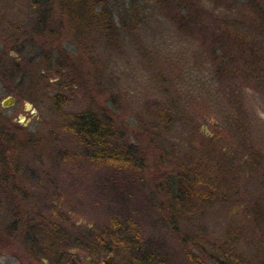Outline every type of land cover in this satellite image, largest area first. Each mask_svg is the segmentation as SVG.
I'll return each instance as SVG.
<instances>
[{
	"label": "rangeland",
	"instance_id": "rangeland-1",
	"mask_svg": "<svg viewBox=\"0 0 264 264\" xmlns=\"http://www.w3.org/2000/svg\"><path fill=\"white\" fill-rule=\"evenodd\" d=\"M45 4L50 30L41 32L36 24L45 15L38 17L29 0H0V155L7 170L0 171L25 190L22 196L0 184V264H102L109 254L112 264H229L225 253L264 264V89L251 84L243 87L245 98L230 95L245 113L229 112L227 95L211 85L214 70L200 40L178 32L163 16L127 33L116 19L119 35L99 41L94 33L69 31L58 0ZM48 52L67 71L59 64V75L41 71ZM73 66L83 82L69 92L55 90L58 77L71 75ZM56 91L68 100L63 113L91 104L106 110L117 136L143 158L141 168L91 160L88 146L50 110ZM7 98L14 104L3 108ZM169 102L178 113L164 146L146 135L143 122L157 110L167 113ZM171 144L178 155L193 149L213 160V174L220 169L225 179L223 205H188L184 196L180 212L186 218L171 215V204L181 203L166 180L178 172ZM5 210L11 215L2 225ZM47 220L68 236L57 261L29 243V230L43 229ZM115 226L133 229L140 249L127 247L117 256L96 249V239L104 241ZM228 231L235 234L229 243L234 248L226 242Z\"/></svg>",
	"mask_w": 264,
	"mask_h": 264
},
{
	"label": "trees",
	"instance_id": "trees-1",
	"mask_svg": "<svg viewBox=\"0 0 264 264\" xmlns=\"http://www.w3.org/2000/svg\"><path fill=\"white\" fill-rule=\"evenodd\" d=\"M46 2L47 0H29L31 10L38 17L39 14L45 15L39 17L36 24L37 31L40 30L41 32L50 28L51 17L42 10ZM58 2L61 15L65 19L69 31L78 30L80 32L82 29L87 33L96 34L99 41L119 35L121 29H116V19H119V23L125 26L127 33L130 29L142 31L150 19L157 14L163 16L165 21L170 22L178 32L194 40L199 39L203 51H205L206 65L210 67V72L211 69L214 70L211 73V85L227 95L224 99L226 106L229 107V112L238 110L239 114L245 113L242 111V103L239 105L234 102L235 100L232 102L229 99L230 95L234 94L235 96L239 95L240 98H245L243 87H249L251 84L255 85L257 89H264L263 0H58ZM143 21L144 25L140 26ZM50 57H53V53H43V59L48 61L41 71L50 73L53 70L56 75H59V65L61 70L67 71L68 66H64L65 64L62 62L61 64L58 63L54 58L52 61ZM74 68V66L71 68V75L67 72L58 77L53 85L55 90L64 91L66 88L69 92L74 84L79 86L83 82V78ZM19 70L22 73L21 69ZM41 77L45 79L44 75ZM41 77L38 81L42 79ZM226 91L228 92L226 93ZM50 100V110L57 116L61 114L66 123L63 128L77 136L88 146L91 151V160L115 168H141L143 158L138 156V151L134 145H128L127 142L121 141L117 136V129L110 117L107 116L106 110L91 104L81 112L63 113L61 110L65 105H68L66 94L56 91ZM170 104V102L167 104V113L165 110H157L154 115L148 116V122H143L146 135H152L153 140L160 141L164 146L166 145L164 144L166 136L171 133L177 120L175 113H178V110L174 106L171 107ZM235 130L238 133H243L245 128L243 124H237ZM2 137L4 142L9 141L5 135ZM168 149L171 150L172 158L177 163L178 172L173 177H167L166 180L181 202L171 204V215L175 218L176 216L178 218L186 216L180 212L181 209H184V196H186L188 205L193 200L199 204L215 203L217 206L226 202L225 195H220L225 179H223L220 169L219 172L213 174L215 170L214 166L212 168L213 160L211 161L209 157L201 156L202 158H199V152L193 149L185 150V155H178L175 153L177 149L173 148V144ZM0 150H4L1 144ZM168 154L170 153L168 152ZM4 158L0 155V166L6 159ZM1 168L2 171H7L4 167L1 166ZM2 171H0V184L5 185L8 191L24 196L25 190L18 185L17 180L13 178L12 182H9L11 178L6 180L8 177H5L1 173ZM2 175L3 177H1ZM9 184L11 185L9 186ZM255 207L257 214L262 212L257 204ZM0 210H3L1 206ZM3 213L5 216L1 220V224L5 223L8 216L11 215L7 210ZM175 218L172 219L173 223L176 222ZM45 222L47 223L43 229L37 227L38 233L35 231L36 228L29 230L31 232L29 243L33 247L39 244L42 248L43 257L48 261H57L56 258L67 247L68 236L60 226L52 225L48 220ZM256 223L258 225V220ZM13 224L15 223L12 222L11 225L13 226ZM173 226L175 229L178 228L176 225ZM132 230L128 231L127 228L115 226L104 241L100 238L96 239L95 248L100 247L104 253L112 252L116 256L127 247L139 250L140 238ZM34 233L36 236L40 233L38 240ZM234 238L235 234L228 231L227 244ZM229 245L232 246V244ZM234 247L232 246V248ZM224 255L229 258V264H247L243 257L235 256L234 253H225Z\"/></svg>",
	"mask_w": 264,
	"mask_h": 264
},
{
	"label": "water",
	"instance_id": "water-1",
	"mask_svg": "<svg viewBox=\"0 0 264 264\" xmlns=\"http://www.w3.org/2000/svg\"><path fill=\"white\" fill-rule=\"evenodd\" d=\"M14 104L13 98H7L2 101L1 105L3 108L11 107ZM113 256L109 254L102 262V264H112L113 263Z\"/></svg>",
	"mask_w": 264,
	"mask_h": 264
}]
</instances>
